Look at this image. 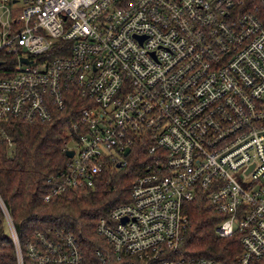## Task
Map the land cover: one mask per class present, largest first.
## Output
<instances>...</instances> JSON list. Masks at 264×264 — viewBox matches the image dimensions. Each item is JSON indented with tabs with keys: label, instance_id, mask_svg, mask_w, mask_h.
I'll list each match as a JSON object with an SVG mask.
<instances>
[{
	"label": "built area",
	"instance_id": "obj_1",
	"mask_svg": "<svg viewBox=\"0 0 264 264\" xmlns=\"http://www.w3.org/2000/svg\"><path fill=\"white\" fill-rule=\"evenodd\" d=\"M71 87L86 103L44 200L123 167L137 140L144 170L91 256L62 228L21 244L0 196L17 264H226L179 253L199 191L214 232L239 233L237 263L264 264V0H0V122L58 120Z\"/></svg>",
	"mask_w": 264,
	"mask_h": 264
},
{
	"label": "trees",
	"instance_id": "obj_2",
	"mask_svg": "<svg viewBox=\"0 0 264 264\" xmlns=\"http://www.w3.org/2000/svg\"><path fill=\"white\" fill-rule=\"evenodd\" d=\"M70 89L67 105L58 113V120L29 124L9 118L0 122L12 142L8 147L0 138V196L10 210L21 244L36 230L62 228L72 233L85 254L91 256L96 247L106 248L102 236L96 232V220L106 215L112 205L130 200V185L144 170L148 144L137 140L125 156L127 164L123 167L108 161L95 175L92 186L66 188L44 200L49 191L46 179L63 169L67 160L64 143L70 138L71 123L79 121V107L86 103L74 87ZM182 211L188 227L180 254L239 264L240 235L236 231L229 236L214 232L223 215L209 202L205 192L199 191L184 201ZM254 263L257 262L250 264ZM0 264H17L14 243L6 232L1 209Z\"/></svg>",
	"mask_w": 264,
	"mask_h": 264
},
{
	"label": "water",
	"instance_id": "obj_3",
	"mask_svg": "<svg viewBox=\"0 0 264 264\" xmlns=\"http://www.w3.org/2000/svg\"><path fill=\"white\" fill-rule=\"evenodd\" d=\"M23 61H27V60L23 59ZM129 148H130V147L127 146V147L125 148L124 153H127V152L129 151ZM72 154H73V150H72V149H67V150H65V155H66V156L70 157V156H72ZM117 166H120V164L117 163Z\"/></svg>",
	"mask_w": 264,
	"mask_h": 264
},
{
	"label": "rangeland",
	"instance_id": "obj_4",
	"mask_svg": "<svg viewBox=\"0 0 264 264\" xmlns=\"http://www.w3.org/2000/svg\"><path fill=\"white\" fill-rule=\"evenodd\" d=\"M67 145L74 146L75 143H74V141L70 138V139H68V143H67ZM214 229H215V228H214Z\"/></svg>",
	"mask_w": 264,
	"mask_h": 264
}]
</instances>
